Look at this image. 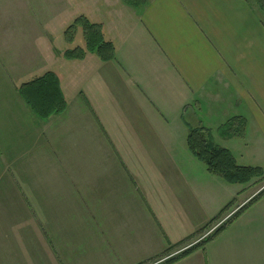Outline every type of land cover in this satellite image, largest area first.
<instances>
[{
	"label": "crops",
	"instance_id": "obj_1",
	"mask_svg": "<svg viewBox=\"0 0 264 264\" xmlns=\"http://www.w3.org/2000/svg\"><path fill=\"white\" fill-rule=\"evenodd\" d=\"M115 18L109 61L35 67L0 44V189L21 206L0 214V264H163L239 211L169 264H264V193L248 204L264 174L230 183L187 143L201 127L264 173V0H148ZM56 62L67 103L41 118L19 87Z\"/></svg>",
	"mask_w": 264,
	"mask_h": 264
},
{
	"label": "rangeland",
	"instance_id": "obj_2",
	"mask_svg": "<svg viewBox=\"0 0 264 264\" xmlns=\"http://www.w3.org/2000/svg\"><path fill=\"white\" fill-rule=\"evenodd\" d=\"M135 1L137 2V0ZM129 7L134 8L136 6L128 0H0V44H3L7 52L12 53L21 62L28 59L27 61L33 63L32 66L35 67L43 65L44 56L48 55L56 61H59L58 58L61 56L75 60L77 58L71 55L79 52L76 51L78 47L84 48L86 46L82 27L69 29L78 17L85 15L91 22L102 25V29L104 25L103 36L109 39L107 34L108 25L116 23L118 19L115 17L118 14L124 15L125 8L128 9ZM56 63L58 65L51 69L54 73L62 66L58 62ZM69 64L64 63V65ZM60 70H62V67ZM28 81H30L29 78H26L21 85ZM7 88L9 87L4 86V89L1 90L6 100L11 101V93H9V89L6 91ZM180 146L179 149H187L182 145L181 140ZM199 163L205 166L204 163ZM0 186H4V184L0 183ZM241 187H245L243 191L249 192L250 188L254 190L259 185H242ZM15 193L12 189H0L1 215L11 216L15 209H21V206L11 205ZM8 201L10 203H7ZM227 218L224 219L225 222ZM217 223L220 222H215L197 240L208 235ZM153 262L155 260L149 263L152 264Z\"/></svg>",
	"mask_w": 264,
	"mask_h": 264
},
{
	"label": "trees",
	"instance_id": "obj_3",
	"mask_svg": "<svg viewBox=\"0 0 264 264\" xmlns=\"http://www.w3.org/2000/svg\"><path fill=\"white\" fill-rule=\"evenodd\" d=\"M148 0H128L136 7L146 4ZM81 26L84 30L86 46L78 47L77 54L71 55L75 58L83 57L87 52H94L103 61L113 60L116 57L115 44L103 36L102 25L91 22L88 17L82 15L75 20V23L69 27L75 28ZM67 34V38H68ZM20 96L31 107V109L41 118H46L53 113L62 112L66 106V99L61 89L59 79L56 73L46 72L44 75L36 77L19 87ZM189 150L197 159L204 162L208 169L214 173L222 175L230 183L246 184L253 179L263 176V170L257 166H241L237 163L233 153L222 146L217 145L203 128H190L187 138ZM264 193V190L254 197L248 204L255 201ZM247 206V205H246ZM245 206V207H246ZM230 207L227 205L221 214H224ZM243 207V208H245ZM235 213L222 226H220L210 237H207L198 245H194L181 254L167 259L163 264H169L177 258L193 252L197 247L209 242L212 238L223 231L238 214ZM220 214V215H221ZM219 215V216H220ZM217 219L212 220V223ZM209 224V225H210ZM207 225V226H209ZM203 229V231L207 228ZM202 232V231H201ZM171 247L169 250H173Z\"/></svg>",
	"mask_w": 264,
	"mask_h": 264
}]
</instances>
